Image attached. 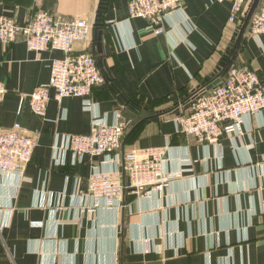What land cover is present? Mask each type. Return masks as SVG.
I'll use <instances>...</instances> for the list:
<instances>
[{
	"label": "crops",
	"instance_id": "0c3cea01",
	"mask_svg": "<svg viewBox=\"0 0 264 264\" xmlns=\"http://www.w3.org/2000/svg\"><path fill=\"white\" fill-rule=\"evenodd\" d=\"M253 1L229 22L231 0H182L165 16V33L154 34L128 16L127 0H0V15L19 22L39 10L86 19L89 34L73 49L92 55L106 77L92 90L94 113L124 128L106 165L123 172L129 148L167 146L162 168L179 173L149 194L127 188L117 209L83 211L103 158L71 155L64 137L87 134L92 112L65 97L34 114L29 94L61 52L0 43V128L18 125L36 140L20 178L0 172V264H264V110L217 142L178 134L174 123L190 95L221 81L223 60L264 80V34L247 32ZM144 238L149 253L140 250Z\"/></svg>",
	"mask_w": 264,
	"mask_h": 264
},
{
	"label": "built area",
	"instance_id": "2783aa9c",
	"mask_svg": "<svg viewBox=\"0 0 264 264\" xmlns=\"http://www.w3.org/2000/svg\"><path fill=\"white\" fill-rule=\"evenodd\" d=\"M249 3L250 0H231L228 21L235 22ZM181 9L182 0H127L128 16L144 19L154 34L165 33L162 26L165 16ZM89 30V22L82 17L63 19L44 10L37 11L27 22L0 15L1 44L9 45L22 39L29 50L61 52L51 60L48 81L29 94L31 111L44 115L51 98L77 97L83 107L92 112L87 134L64 137L65 150L71 155L103 158L100 164L105 167L95 166L88 178L85 192L92 202L83 208L87 212L98 208L117 209L127 188L149 194V188L159 190L172 177L179 176L178 172L168 173L162 168L167 146L129 148L123 155V172L107 166L109 156L113 158L122 148L124 128L121 123H108L105 117L94 113L96 103L91 97L92 90L104 83L106 77L92 55L73 49V43L84 41ZM247 32L255 37L264 34V0L253 7ZM221 64L225 69L221 81L190 95L185 109L174 117L176 133L203 142H217L224 135H240L246 120L264 110V80L259 74L244 63L226 66L223 60ZM5 92V86L0 83V102ZM35 147L34 137L21 131L18 125L0 128V172L20 178ZM152 248L149 238L141 240L142 253H149Z\"/></svg>",
	"mask_w": 264,
	"mask_h": 264
},
{
	"label": "water",
	"instance_id": "95a60500",
	"mask_svg": "<svg viewBox=\"0 0 264 264\" xmlns=\"http://www.w3.org/2000/svg\"><path fill=\"white\" fill-rule=\"evenodd\" d=\"M255 2H256V0H254L253 3H252V5H251V8H250V10H249V11H250V12H249V15H250V13H251L253 7L255 6ZM216 82H218V80H214V81H212V82L209 84V87H210L212 84H215Z\"/></svg>",
	"mask_w": 264,
	"mask_h": 264
}]
</instances>
